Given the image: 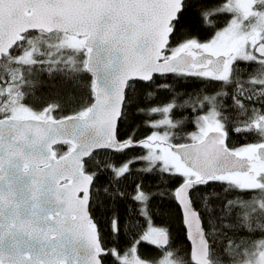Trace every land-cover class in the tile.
Returning a JSON list of instances; mask_svg holds the SVG:
<instances>
[{
	"label": "snow or ice",
	"instance_id": "6c2138e0",
	"mask_svg": "<svg viewBox=\"0 0 264 264\" xmlns=\"http://www.w3.org/2000/svg\"><path fill=\"white\" fill-rule=\"evenodd\" d=\"M45 65L47 96L30 79ZM157 197L184 242L155 224ZM0 264H264V0H0Z\"/></svg>",
	"mask_w": 264,
	"mask_h": 264
},
{
	"label": "trees",
	"instance_id": "16d2710c",
	"mask_svg": "<svg viewBox=\"0 0 264 264\" xmlns=\"http://www.w3.org/2000/svg\"><path fill=\"white\" fill-rule=\"evenodd\" d=\"M46 68H47L46 65L45 66H36V69L34 70V72L32 74H30V79H38V80L43 82L42 86L37 90V95L47 96L52 91V88L50 85H52V84L58 85L60 83L59 77H57V79L54 81L49 80L48 75L46 73ZM241 78L244 80H248L249 74L245 73ZM87 79L88 78L86 77L85 82H87ZM219 90H220L219 84L210 85V86H207L205 88L203 85H200L199 82L195 81V80L188 81L187 87L184 89H181L182 92H187L189 94H194V93H198V92L201 94H204L206 92L207 94H210V95H214ZM224 91L227 92L228 95L218 96L217 97V104L221 108V110H224V111H227L231 114H234L235 110L232 107V102H233L232 95H231L232 90H231V88H226V89H224ZM165 99H167V95L164 93H161L158 100L155 101L154 103L159 104ZM193 101L195 102V97H193ZM244 103L247 104L249 110H251L253 107H255L256 109H260V107H261V105L255 101L249 102L247 100H244ZM204 111H206V110H201L197 106V111L191 113V121L192 122L185 124V127H184L185 132H187V133L195 132V129H196V124L194 122L195 116L198 114H201V115L204 114ZM72 114H73L72 112H70L68 110H64L62 112H55L52 115L56 119H60L62 117H67V116L72 115ZM249 115H251V111H249ZM158 118H159L158 116L157 117H151L152 120H155ZM144 119H145L144 117H140V118L136 119L134 121V123L136 125L140 126L141 121ZM129 126H130L129 124H125L122 127V129H121L122 134L126 133L128 131ZM150 131H151L150 129L144 128L141 126L139 134H138V138H142V137L147 136ZM161 134H162V130H161ZM256 142H258V140H257L255 135L241 134V135L237 136L235 133H231V132H230L229 139H228L229 147H236V148H238L242 145H246V144H250V143H256ZM173 143H190V141L187 139L174 140ZM55 149H59L61 152H63V151H67V146L60 145L59 147H56ZM133 167L135 168L137 166L134 165ZM137 179H138V177H135V176L130 178L128 181H126L127 186L129 188H131ZM143 184H144L145 191H155V181L153 178L145 179L143 181ZM220 198H221V200H226V199H233L234 197L232 194H229L226 196L223 192H221ZM245 198H247L246 194H245ZM259 203H260V201L257 200L255 202L254 206L258 207ZM120 211H121V214L123 215V211H124L123 206H121ZM152 212H153L155 224L157 226L166 225L167 227H169L171 229L172 241H174L176 243L184 242L183 232L181 230V226L179 223V209L171 201L170 197H165L164 199H160L159 197H157V199L153 200ZM105 232H106V229H105ZM104 242H105L106 247L111 243V241L109 240L107 235L104 236ZM126 243H128V242L121 240L120 247L123 248ZM139 251H140L141 255H144L146 253L154 252V248L152 246L147 245V244H143L140 246Z\"/></svg>",
	"mask_w": 264,
	"mask_h": 264
},
{
	"label": "water",
	"instance_id": "95a60500",
	"mask_svg": "<svg viewBox=\"0 0 264 264\" xmlns=\"http://www.w3.org/2000/svg\"><path fill=\"white\" fill-rule=\"evenodd\" d=\"M3 14L7 16H12L17 14L20 11V8L17 4L8 2L3 6ZM60 145H54L53 148L59 147Z\"/></svg>",
	"mask_w": 264,
	"mask_h": 264
},
{
	"label": "rangeland",
	"instance_id": "374dc122",
	"mask_svg": "<svg viewBox=\"0 0 264 264\" xmlns=\"http://www.w3.org/2000/svg\"><path fill=\"white\" fill-rule=\"evenodd\" d=\"M197 131V127H196V129H195V132ZM190 141V140H189ZM190 143H192V141H190Z\"/></svg>",
	"mask_w": 264,
	"mask_h": 264
}]
</instances>
